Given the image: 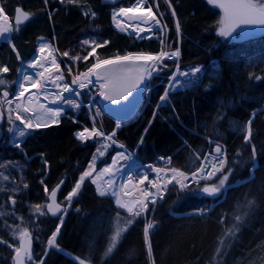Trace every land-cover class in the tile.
Wrapping results in <instances>:
<instances>
[{"label":"trees","instance_id":"obj_1","mask_svg":"<svg viewBox=\"0 0 264 264\" xmlns=\"http://www.w3.org/2000/svg\"><path fill=\"white\" fill-rule=\"evenodd\" d=\"M134 1L122 0L112 6L101 0H79V4L67 5L59 0H48L47 5L43 0H1L0 4L11 16L18 6L35 13L13 36L20 60L8 43L0 44V66L10 68V72L3 75L15 79L20 61L32 57L40 35L54 39L60 52L69 48L74 51L81 39L90 34L98 35L108 41L99 48L102 59L128 52L160 51L163 45L159 37L139 39L113 27L112 9L130 6ZM148 1L160 16L163 14L170 47H178L180 41V69L202 66V72L197 74V86L170 91L168 102L158 110L156 106L164 92V82L154 86L132 118L120 119L121 127L116 138L130 149L138 147L136 158L141 163L156 162L159 156H170L174 167L189 171L199 164L193 160L192 151H199L203 156L210 148L208 139L217 140L219 137L218 142L227 146L229 163L235 169L229 180L231 189L219 199L178 192L171 187L164 199L157 202L154 213L150 205L149 219L157 221L150 237L156 264H209L217 238L222 233L221 214H231L237 202L245 196L255 199L257 207L233 241L224 264H249L250 261L259 264L257 257H264V246L257 247L264 242V79L258 81L255 76L264 77V35L247 39L237 35L219 36L216 22L222 12L209 5L207 0H171L175 16L167 0ZM86 7L96 12L95 20L89 21V15L83 14ZM175 18L180 23V34L176 30ZM88 63H84L86 66L80 70L86 69L91 64ZM250 74H253L251 78ZM99 112L95 120L97 126L106 133L113 131L118 118L100 107ZM253 112L257 113L252 124V143L256 145L257 159L255 170L250 173L251 148L244 143L242 128L236 129L245 124ZM221 113L224 118L218 119ZM85 127H93L89 113L85 109L80 114L69 110L60 124L32 131L20 147L8 144L7 139L0 142V153L9 154L18 162L14 171L18 188L14 208L23 216L32 218L33 235L38 238L34 253L43 264H77L72 257L84 258L90 253L91 264H101L100 257L112 234L116 213L126 215L111 197L99 196L90 179L85 180L78 196L67 207L62 225L59 219L48 214H34L25 206L26 201L32 200L44 205L48 196L45 185L50 192L64 180L61 200L71 191L99 147L97 141L81 142L74 138V132ZM141 137L143 143H140ZM237 152L242 154L238 156ZM112 154L113 151L108 152L98 166L108 161ZM25 183L27 188L23 187ZM4 198L5 194L0 192V202ZM198 209H205L207 214L200 215ZM228 223L226 220L225 224ZM58 225L57 243L60 247L49 249L47 241ZM143 226L144 221L137 219L104 264H150ZM4 237V231L0 229V238ZM131 250L134 255L130 257ZM5 254L0 243V263L12 264L14 252H8L10 259L6 262L2 260Z\"/></svg>","mask_w":264,"mask_h":264},{"label":"snow or ice","instance_id":"obj_2","mask_svg":"<svg viewBox=\"0 0 264 264\" xmlns=\"http://www.w3.org/2000/svg\"><path fill=\"white\" fill-rule=\"evenodd\" d=\"M43 2L47 5L48 0H43ZM64 2L65 0H61V3ZM66 2L68 4H79V0H66ZM146 3L147 0H136V3L132 7L113 9L112 20L115 26L121 31H127L128 28H132L133 32L138 34L144 31L151 32L153 26L159 25L160 30L163 32V30L166 29V25L161 24V19L157 18L156 13L152 11V5L145 7ZM167 3L169 7H171V0H167ZM207 3L222 11V15L216 22L217 33L221 37H231L237 29H241L244 26L264 27V0H207ZM156 7L158 9L159 5L157 4ZM83 14L85 16L91 15L93 18L96 16V13L90 9L84 11ZM34 15L35 13L17 7L15 9L13 25L9 22V17L5 14L4 7L0 5V41L10 45L12 50L16 53L18 60H20L21 57L19 51L16 49L15 43L12 42L13 34L19 32L21 26L30 21ZM51 15L52 14L49 13V17H51ZM162 15L161 13V17ZM172 15H176L174 8L172 9ZM119 18H127L130 21L137 20L138 22L136 24H126L123 19ZM140 23L148 25V27L143 28L140 26ZM176 30L179 34V20L176 21ZM142 38L150 37L145 36ZM107 43L108 41L98 42L89 39L82 41L83 45L91 46V51L88 53V56L95 55L96 49L104 47ZM161 44H164L163 39H161ZM55 51V49H52L50 43L42 42L38 49V55L17 70L18 77L13 81L7 80L3 75L9 73L10 68L7 65L0 66V86H3V91L0 93V122L4 121L6 108L7 122L9 124L7 131L13 134L16 147L21 146L23 138L30 134V130L59 124L60 118L65 113L66 108L79 110L82 106V102L79 100L81 93L78 89L87 88L89 85L95 87V84H99V96L113 105H120L123 101H128L129 97L133 96L134 92L137 94L150 92L151 89L145 82L152 78L153 73L163 71L167 67L164 63L166 59H176V72L179 77H184L186 79L180 80L177 78L176 74L169 77V84L164 94L159 98L161 103L156 106L158 110L162 104L168 102L170 91L180 87L197 86L199 81L197 74L202 72V66H192L187 71H180L178 63L180 56L179 49L177 48L169 52L161 47V50L156 54L128 52L125 55H116L112 58L103 60L97 58L95 63L88 67L85 72L73 76L69 84L64 82V73L56 60L54 55ZM62 55L64 57H69L73 61L88 59V56H70L68 51L63 52ZM53 68L55 69V73L52 71ZM27 69H32L33 71L29 73ZM67 70L68 73L71 74V66H68ZM45 73H48L47 77ZM252 75L253 74H250V78ZM93 76L96 77L95 82L92 79ZM255 79L259 81L264 79V77L255 76ZM12 84L17 85L14 92H10L9 90ZM49 84L52 85V88L59 89V91H50ZM29 86L37 89L38 93L44 94L45 99L52 96L53 99L51 103L57 104L58 106L52 108L45 104H38V108H34V98L37 96V93L28 94L30 92ZM65 93L68 95L66 96ZM10 95L13 96V99H8ZM88 107L91 110L93 106L90 104ZM262 111H264V109H262ZM95 112L97 115L100 114L98 108L95 109ZM256 114V112H253L251 118L236 129L241 130L242 128L244 143L251 148L250 160L252 161V166L249 169L250 173L255 170L257 159L256 145L252 143V124ZM155 115L156 112L154 111L153 117H155ZM223 118L222 113L218 115V119ZM92 120L93 127L91 129L85 127L82 131L75 133V135L81 142H87L89 139H99L101 140V147L96 149V154L93 155L92 161L80 174L78 181L74 183L71 191L64 197V201L57 202V192L60 185L64 183L63 180H61L50 192L47 185H45L44 191L48 194L47 199L50 202L44 205H33V212L40 216L48 213L53 216H59L60 225H62L63 215L66 214L67 207L71 206L73 198L78 196L85 180L90 179V182L96 185V191L99 196L113 197L117 207L123 209L126 213L125 216H121L119 211L116 213L111 229L112 234L108 237L107 247L103 250V254L100 257L101 264H104V261L113 254L124 234L136 223L137 219H142L144 221L143 235L149 262L150 264H156L150 237L151 230L156 227L157 221L154 218L149 219L150 205L151 212L154 213L157 202L164 199L165 193L169 190V185H172L178 192H189L195 195L219 199L224 193L231 189L232 185L229 183V180L235 170L229 163L227 149L223 144L218 142L219 137L217 140L209 139L208 143L213 146L212 150L206 152L203 156H201L199 151L193 150L192 158L194 161H199V164L189 171H183L175 167L165 169L150 165L147 166V169L143 172L132 169L131 174L119 167V161L132 160L133 154L128 153L126 155L125 152L122 151L116 153L110 165H106L97 171L95 167L97 155L101 157L104 156L107 149L112 145H118L121 149L125 148V146L123 144H118L114 139L116 135L115 130L111 134H106L100 128L96 127V116H93ZM119 127L120 124L118 123L116 128L118 129ZM145 131H147V129H145ZM103 141H109L111 143H104ZM140 143H143V137H141ZM241 154L242 153L237 152L238 156ZM160 159L165 160L167 164L171 163V157H160ZM45 163H47V161H45ZM233 163L238 164L239 161H234ZM4 166L5 165L0 164V167ZM150 173H155L156 175L152 179H149ZM118 174L121 177V182L119 183L114 178ZM134 175L136 176L135 181L133 179ZM105 177H107V179H104ZM0 179L8 181L9 176L0 172ZM41 183H43V181H41ZM129 185H132L131 189H129ZM23 187L27 188L28 185L25 183ZM0 191H4V188L0 187ZM10 191L16 192L18 188H11ZM9 200L11 204L15 206L16 200L12 196H9ZM65 202H67L66 206L62 207ZM256 207L257 201L245 196L242 201L237 202L231 214H221L219 223L222 226V233L217 238V246L209 264H224V258L232 248L233 241L238 238L241 228L250 215L255 212ZM197 211L200 215L207 214L205 209H198ZM207 211H211V209ZM4 215V212H0V217ZM19 219L23 221L22 217ZM226 220L229 221L228 224H225ZM7 227L11 228L10 235L16 242L9 243V241L0 238V243L5 244L13 250L14 255L11 257L12 264H25L26 261H31L33 264H43L42 259L38 262L34 261L32 255L33 238L29 228L26 225L22 226V224L7 225ZM59 232L60 226L58 225L47 241L49 249H59L60 246L57 243V235ZM262 246H264V242H262L261 245H257V247ZM60 250L62 251V249ZM46 255L47 252H45V256ZM132 255H134V250L129 252V256L131 257ZM72 258L77 264H91L92 262L91 253L84 258L79 256ZM257 260L259 264H264V257H257ZM249 264H256V261H250Z\"/></svg>","mask_w":264,"mask_h":264},{"label":"rangeland","instance_id":"obj_3","mask_svg":"<svg viewBox=\"0 0 264 264\" xmlns=\"http://www.w3.org/2000/svg\"><path fill=\"white\" fill-rule=\"evenodd\" d=\"M59 1L61 2V0H59ZM135 2H136V0L130 6H127V7H132L135 4ZM62 4L67 5L68 3L65 0V2L62 3ZM148 5H151V4L147 0V3L145 4V7H147ZM127 7H124V8H127ZM119 8H121V6L115 7L113 9H119ZM88 9H90V8L89 7H86L84 9V11H86ZM113 9H112V11H113ZM152 11L154 13H156L157 18L161 19V24H165V22L163 21L162 17L158 14L157 11H155V8L153 6H152ZM5 14H7V13L5 12ZM8 17H9V22L12 23L11 17L9 15H8ZM96 17H97V14H96V16L94 18L91 15H89V21L95 20ZM119 19H123V18H119ZM175 20L177 21L176 18H175ZM113 27L116 30H118L120 32L127 33L130 36H136V34H132L128 30L127 31H121L119 28H117L115 26V23L114 22H113ZM168 32H169V30H168L167 26H166V29H164L163 32H162L160 30V26L159 25H156V26H153L152 27V31L149 32V35H151L152 37H159L160 39H163V41H164L163 48H164L165 51L175 50V48L172 49L170 47V45H171L170 41L171 40H169ZM179 34H180V32H179ZM13 36H14V34H13ZM145 36L146 35H144V37ZM140 38H142V37H140ZM85 39L96 40L98 42H103L104 41L100 36L95 35V34H90V35L86 36L85 38L81 39L79 42H77V44L74 46V51L72 49H70V48L67 49V50H65V51H68L70 53V56H75V55H79L81 57L88 56V53L91 51V46H85V45L82 44V41L85 40ZM42 42H48V43H50L52 45V49H55L56 50L54 52V55L56 57L57 62L60 64L61 69L63 70L64 78H65L64 79V82L69 83V84L71 83V79H72L73 76L78 75L79 73L85 72L88 67H90L93 63H95V61H96L97 58L103 60L101 58V56L99 55V48L96 49L95 55L88 56V59L87 60L81 59L79 61H73L69 57H64L62 55L63 52H60L59 51V49L56 46V43H55L54 39H50V38H47V37H42L37 42V46H39ZM1 43H3V41H0V44ZM178 49L180 51V56H179L178 63L180 64V58H181L180 41H179V44H178ZM133 53H136V52H133ZM146 53L156 54V52H146ZM32 59H33V57H31L29 60H23L22 62L20 61V64L18 65L17 70L20 69L27 62L31 61ZM65 59H66V61H65ZM88 62H91V64L88 65L86 69L80 70V67H82V66L85 67L86 65L84 63H88ZM164 63L167 65V67L163 71H160L158 73H153L152 78L148 81L147 84H148V86H149L150 89H152L154 86H156L157 84L162 83V82H164V88L166 89V87L169 84V77L172 76L173 74H176L177 75V78L180 79V80L186 79L184 77H179L178 73L176 72V67H177V60L176 59H171V60L166 59L164 61ZM68 66H71V68H72L71 74L68 73V70H67V67ZM169 69H170V71H169ZM179 70L180 71H187V70L180 69V67H179ZM27 71L29 73H31L33 70L32 69H27ZM52 71H53V73H55V69L54 68L52 69ZM47 75H48V73H45V76L46 77H47ZM4 77L7 80H9V81H13L8 76H5L4 75ZM17 77H18V71L16 73V77H15L14 80H16ZM34 78H36V77H34ZM156 81H158V83H155ZM13 86L14 87L12 89H10L11 88V86H10V88H9L10 92H14V90L17 87V85H15V84H13ZM49 87H52V85L49 84ZM73 87H78V86H73ZM180 88H186V87H180ZM33 89H35V88H31L30 87V91L33 90ZM98 89H99V87L96 84H95V87H93V85H89L87 88L78 89L80 91V93H81V95L79 97V100L82 102L81 108L79 110H71V109H67L66 108L65 113H64V116H67L69 110L74 111L76 114H80L81 112L84 111V109H85V111H87L89 113V115H90L91 118L93 116H96L95 109H97V108L99 109V107L101 109H103V107L100 104V98L101 97L99 96ZM165 89H164V91H165ZM2 91H3V86H0V93H2ZM51 91H53V90H51ZM148 93L150 95L151 91L148 92ZM163 94H164V92H163ZM65 95L67 96L68 94L65 93ZM8 99H13V96L10 95L8 97ZM168 99H169V97H168ZM145 103H146V101H145ZM160 103L161 102L159 100V104ZM90 104L93 106L91 110L88 107ZM13 107H14V105H13ZM103 110L105 111V109H103ZM5 115H6L5 122H4V125L2 126V128H4L5 133H6L5 138L7 139L8 144H10L12 146H15L13 134L7 131L8 127H9V124L7 122V110H6V108H5ZM132 117H133V115L130 118H132ZM122 119L124 120V118H122ZM126 119H128V118H125V120ZM118 120H119L118 123H121L120 122V119H118ZM17 123H19V122H17ZM92 123H93V120H92ZM96 127L99 128L97 126V124H96ZM34 130H36V129H34ZM34 130H30V133L32 131H34ZM25 137L23 138V140L25 139ZM99 147H101V146L99 145ZM94 154H96V152ZM101 158H102L101 156H98L97 155V159H96V162H95L96 169L99 168L98 163L101 160ZM91 161H92V159H91ZM136 162L141 163L137 158H136ZM0 164L5 165L4 167H0V172H3L4 175H8L9 176V180L8 181H4V180L0 179V187H3L4 188V191H0V192H2V193L5 194V198L2 199V201L0 202V212H4L5 213L4 216L0 217V229L2 231H4V235H5L4 240L9 241V243H15L16 241H14L12 239L11 235H10L11 228L10 227H7V225L22 224V226L26 225L29 228V230L32 233V238H33L34 242L35 241L37 242L38 238L33 235V228H32L33 220H32V218H25L23 216V214L21 213V211L16 210L14 208L15 206H13L11 204V201L8 200L9 199V196H12L16 200V193L18 191L12 192V191H10V189L11 188H16V185H17V175H16V173L14 171L18 167V162H16V160L14 158H12L9 154H3L2 155L0 153ZM157 164L158 165L161 164L160 160H157ZM18 184H20V183H18ZM60 201H64V199H62V200L60 199ZM46 203H47V201L44 204H46ZM36 204H40V203H37L35 200L26 201L25 202V206L29 210H33V207L32 206L33 205H36ZM20 217L23 218V221H21L19 219ZM1 246L4 247V249L6 251V254L3 257L1 256L3 258L2 260L5 261V262L6 261H9L10 257H8V252L10 254V252H13V250H11L8 246H6L3 243H1ZM32 255H33L34 261H36V262L40 261V259L36 258V252L33 253ZM28 263L29 264H33V262H31V261H28ZM0 264H3V263H0Z\"/></svg>","mask_w":264,"mask_h":264},{"label":"water","instance_id":"obj_4","mask_svg":"<svg viewBox=\"0 0 264 264\" xmlns=\"http://www.w3.org/2000/svg\"><path fill=\"white\" fill-rule=\"evenodd\" d=\"M121 1L122 0H114V2H113V0H101V2L103 4L112 5V6L119 4ZM18 7H21L23 10L27 11L22 6H18ZM14 16H15V11H14ZM14 16H13V21H14ZM135 21H137V20H135ZM143 25L148 27V25H145V24H143ZM136 35H137V37H144V35H146V34H142V32H139ZM235 35L240 36L241 39H247V38H250L253 36L264 35V27H261V26H244L241 29H237V31L235 33H233L232 36H235ZM142 95H143V93L137 94L136 92H134L133 96L129 97L128 101H123L120 105H113L109 101L103 100V98L101 97L100 98V104L102 105V107H104L108 112H110L115 117L127 118V117H130L134 113L136 106L138 105V103L140 102V100L142 98ZM61 119H62V117L60 118V122H61ZM4 121H5V118H4ZM4 121L0 122V141H2L4 139V129L2 128ZM54 125H58V124H53L51 126H54ZM90 140L98 141L99 139H90ZM63 185H64V183L62 185H60V188L57 192V202L58 203L60 202V192L62 190ZM48 202H50V201L47 199V203ZM63 206H66V205H62V207ZM48 215L51 218L59 219V216H53L50 213H48ZM34 251H35V243L33 240V242H32V254L34 253ZM25 264H29L28 261H26Z\"/></svg>","mask_w":264,"mask_h":264},{"label":"bare ground","instance_id":"obj_5","mask_svg":"<svg viewBox=\"0 0 264 264\" xmlns=\"http://www.w3.org/2000/svg\"><path fill=\"white\" fill-rule=\"evenodd\" d=\"M136 3V2H135ZM92 11V10H91ZM83 13H84V10H83ZM131 15V14H130ZM124 19V21H125V23L127 24V23H132V24H136L138 21H135V20H128L127 18H123ZM140 26L141 27H143V28H147L146 26H144L143 25V23H140ZM128 31L130 32V33H132V34H137L136 32H133V29L132 28H128ZM147 33H149V32H147V31H144V32H142V34H147ZM42 37H44V36H38L37 37V41H36V43L40 40V38H42ZM39 47H40V45H39ZM39 47H38V49H39ZM38 49H37V52L35 53V54H33V56L32 57H35V56H37L38 55ZM51 50V49H50ZM23 60V59H22ZM92 79H93V81L95 82V80H96V77L95 76H93L92 77ZM96 85H98V87H99V84H96ZM49 89H50V91L51 90H53V91H59V89H54V88H52V87H49ZM31 93H37V96L34 98V104H33V107L34 108H38V104H45V105H47L48 107H52V108H55V107H57L58 105L57 104H53V103H51V100L53 99V97L52 96H49L48 97V99H45L44 98V94H42V93H38L37 92V89H33V90H31L28 94H31ZM28 94H26V95H28ZM64 115V114H63ZM62 115V116H63ZM61 116V117H62ZM80 131H82V130H80ZM78 132V131H77ZM74 138L76 139V137H75V132H74ZM210 139V138H209ZM208 139V140H209ZM213 140V139H212ZM209 147L210 148H208V150L206 151V152H209V151H211L212 150V145H210L209 144ZM122 169L123 170H125V171H127V172H129V174H130V168H129V164H124V166L122 167ZM116 180H117V182H119V180H120V175L118 174L116 177H114ZM120 182H121V180H120ZM129 187V189H131L132 188V185H129L128 186ZM136 194H138V193H136ZM25 217V216H24ZM25 218H28V217H25ZM143 228H144V226H143Z\"/></svg>","mask_w":264,"mask_h":264},{"label":"built area","instance_id":"obj_6","mask_svg":"<svg viewBox=\"0 0 264 264\" xmlns=\"http://www.w3.org/2000/svg\"><path fill=\"white\" fill-rule=\"evenodd\" d=\"M145 95L147 96L148 95V92L147 93H145ZM116 140V139H115ZM117 141V140H116ZM104 143H111V142H109V141H103ZM118 142V144H123V143H121V142H119V141H117ZM219 143H221V142H219ZM221 144H223L225 147H226V149H227V146L224 144V143H221ZM100 145H101V142H100ZM124 145V144H123ZM125 146V148H123V149H121V148H119L118 147V145H112L111 147H109V148H114L115 149V152H114V154H113V157L114 156H116V153L117 152H125V154L127 155L128 153H132L133 154V159L132 160H129V161H124V160H120L119 161V164H122V166H123V163H129L130 164V166L131 167H134V169H137L139 172H143V171H145L146 169H147V166H150V165H154L155 167H160V168H165V169H167V168H170V167H172L171 166V163L170 164H167L166 162H165V160H161L160 159V157H165V158H167V157H170V156H160L159 157V160H160V162H161V164H159V165H156V164H152V163H146V164H137V163H135L134 162V157H135V153H136V149H134V150H131V149H129L126 145H124ZM108 148V149H109ZM107 149V150H108ZM107 152V151H106ZM106 152H105V154H106ZM113 157H112V159H113ZM106 166V165H105ZM141 166H143V167H141ZM131 174V173H130ZM156 174L155 173H150V175H149V179H152L154 176H155ZM104 179H107V177H105ZM133 179H134V181H135V179H136V176L134 175V177H133ZM144 186H146V185H144ZM144 186H141V187H144ZM171 187H173L172 185H169L168 186V189H170ZM169 191V190H168ZM168 191L165 193V195L168 193Z\"/></svg>","mask_w":264,"mask_h":264},{"label":"flooded vegetation","instance_id":"obj_7","mask_svg":"<svg viewBox=\"0 0 264 264\" xmlns=\"http://www.w3.org/2000/svg\"><path fill=\"white\" fill-rule=\"evenodd\" d=\"M0 2H1V0H0ZM1 5V4H0ZM16 9V8H15ZM27 10V9H26ZM15 11V10H14ZM28 11V10H27ZM6 12V11H5ZM7 13V12H6ZM8 14V13H7ZM10 17H11V19H12V23H13V25H14V21H13V16H14V13H13V16H11L10 14H8ZM27 23V22H26ZM37 44V43H36ZM10 89H12V88H10Z\"/></svg>","mask_w":264,"mask_h":264}]
</instances>
